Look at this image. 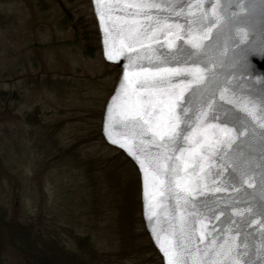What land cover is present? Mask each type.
<instances>
[{"label":"water","instance_id":"obj_1","mask_svg":"<svg viewBox=\"0 0 264 264\" xmlns=\"http://www.w3.org/2000/svg\"><path fill=\"white\" fill-rule=\"evenodd\" d=\"M212 2L89 0L101 59L119 70L102 111L99 134L104 144L119 152L137 173L140 219L161 264H168L163 250L166 241L186 243L191 252L199 249L201 253L214 245H238V251L245 253L242 264L245 261L247 264H264V192L261 190L264 57L256 55L253 61L249 56L245 70L241 51L264 43V0H220L232 23L213 29L210 41H204L208 45L204 54L192 56L188 36L190 32L196 34L199 26L192 23L195 17L189 15V5L193 6L191 11L196 12L194 6L197 3L210 7ZM135 4L152 6L129 7ZM238 4L244 6L243 11ZM237 26L249 32L245 44H241L236 36ZM130 28L138 29L144 36L132 43L134 52L127 48L121 52V43L128 42L124 37ZM177 34L180 39L176 38ZM106 51L114 58L109 59ZM193 60L201 64L211 61L215 65L216 78H210L204 86L193 85L185 90L187 73L182 70ZM158 69H179L181 72L165 76L164 82L158 83L160 77L154 75ZM126 72L133 81L131 85L125 81ZM132 73L140 75L133 76ZM224 81H227L228 91L222 99L217 86L223 87ZM168 90L176 94L183 92L187 102L183 104V136L179 148L169 145L165 149L157 147L150 134L149 138H134L125 126L122 113L127 105L141 99L149 106V111L167 120V108L160 101L166 98L161 93ZM237 100H250L255 104L256 122L251 121ZM153 104L154 108L150 106ZM202 109L207 111V116L200 120ZM224 128L248 131L245 136L227 144L222 142L221 130ZM176 156H181V160L177 161ZM242 159L251 161L255 169L254 188L241 186L238 182L236 167ZM177 165L182 169L183 182L193 190L187 203L184 193L175 188L177 177L171 169ZM163 166H168L167 171ZM201 235L205 237L203 242ZM187 237H191L190 242L186 241ZM187 259L188 264H192L191 258ZM203 259L205 264H213L215 258L205 256Z\"/></svg>","mask_w":264,"mask_h":264},{"label":"rangeland","instance_id":"obj_2","mask_svg":"<svg viewBox=\"0 0 264 264\" xmlns=\"http://www.w3.org/2000/svg\"><path fill=\"white\" fill-rule=\"evenodd\" d=\"M118 76L89 0H0V211L41 240L28 251L49 240L83 264H161L137 173L99 134ZM5 253L3 264L33 255Z\"/></svg>","mask_w":264,"mask_h":264},{"label":"snow or ice","instance_id":"obj_3","mask_svg":"<svg viewBox=\"0 0 264 264\" xmlns=\"http://www.w3.org/2000/svg\"><path fill=\"white\" fill-rule=\"evenodd\" d=\"M151 6L152 5L145 4L129 5V7L139 9ZM194 7L197 10L196 12H192L191 9L193 6L189 5V15L195 17L192 23L197 24L199 27L196 34H192L191 32L189 33L188 40L189 43H191V47L193 49L191 55L198 56L203 55L207 49L208 45L205 44L204 41H210L212 30L226 24H231L232 20L226 14L225 8L220 3V0H213V2L210 4V7H206L203 3H197ZM237 7L241 8L242 11L244 10V6L242 4H238ZM197 13L199 14L197 15ZM233 15L237 14L234 13ZM143 36L144 33H141L138 29L130 28L128 35L124 37V40L128 42L121 43L120 51L123 52V50L127 48L129 52H134L135 49L132 47V43L138 41ZM236 36L239 38V42L241 44H245L248 41L249 32L246 28L237 26ZM176 38L180 39L181 37L179 34H177ZM169 46L171 47L172 45L170 44ZM241 51L243 64L245 70H247L249 56L253 61L255 60L256 55L264 57V43H261L258 46L242 49ZM106 55H108L109 59L114 58L111 52L106 51ZM210 64H212L211 61L201 64L196 60H193L190 66L182 70L183 72L187 73L185 79L188 80V85L185 90H188V88H191L193 85L198 87L204 86L209 82L210 78H216L215 65L212 64L210 67ZM180 72L181 70L179 69H158L154 75L160 77L158 83H163L165 76L179 75ZM132 75L139 76L140 74L132 73ZM125 81L129 85L133 83V81L129 78L128 72L125 73ZM217 90L220 92L221 98L223 99L224 95L228 91L227 81H224L223 87L218 85ZM161 95L166 97L160 102L163 103L167 108V120H162L161 117L156 116L154 112L149 111V106H147L141 99H137L135 102L127 105L122 113L125 126L130 129L134 138H149L150 134V139L156 143L157 147H164L167 149L169 145H175L177 148H179V140L183 136L181 124V117L184 115L183 104L187 102V97L183 95V92L176 94L172 90L162 92ZM237 103L242 107V110L247 114V116L251 118L252 122H256L258 120L255 104H253L250 100H237ZM150 106L152 108L155 107L154 104ZM211 107L212 105L209 103L208 108L210 109ZM206 116L207 111L202 109L198 119L202 120ZM261 127H264V123L261 124ZM247 131L248 129H244L242 131L239 128H224L221 130L223 135L222 142L231 144L235 140L239 139V137L245 136ZM117 142L118 141H113V143ZM167 159L171 160L172 157H167ZM175 159L180 161L181 156H176ZM163 167H165V170L167 171L168 166ZM185 167H187L186 164ZM171 171L177 177L175 180V188L184 193V199L187 203L193 190L187 185V183H184L180 177V172L182 169H180L179 165H177L176 168H172ZM236 171L238 172V182L241 186L246 185L248 188L255 187V169L252 167L251 161L242 159L237 165ZM160 184L163 185L164 181H160ZM261 190L264 192V167H262ZM162 194L163 193H161V195ZM204 238L205 237L201 235L200 241L203 242ZM190 239L191 237H187L186 241L190 242ZM238 247V245H228L227 247L225 245H214L208 251L201 253L199 249H197L195 252H191L186 243L181 244L178 241H166V247L163 250L165 255L168 257V264H188L187 258H191L192 264H205L203 259L205 256L214 257L215 259L213 260V264H242V257L245 255V253L239 252ZM244 264H247V262L245 261Z\"/></svg>","mask_w":264,"mask_h":264},{"label":"trees","instance_id":"obj_4","mask_svg":"<svg viewBox=\"0 0 264 264\" xmlns=\"http://www.w3.org/2000/svg\"><path fill=\"white\" fill-rule=\"evenodd\" d=\"M27 231L24 227L6 224L3 219V214L0 211V264H3L2 256L6 254L5 252L8 248L17 252H24L23 254L25 255V259L28 254L32 253L33 255L31 260H28L30 264H66V261L69 264H83L80 263L79 258L73 254H69V258L63 257V253L57 249V246L54 245L53 242H50L49 240L48 242L47 240H44L45 243H47L44 251L39 250L37 245L35 247L33 246L32 250L28 251L27 240L33 239L35 241H32L34 244L39 243L41 240H36L37 236ZM28 233L30 237H27ZM6 245L10 246L7 247ZM33 249H35L36 252L33 253Z\"/></svg>","mask_w":264,"mask_h":264}]
</instances>
